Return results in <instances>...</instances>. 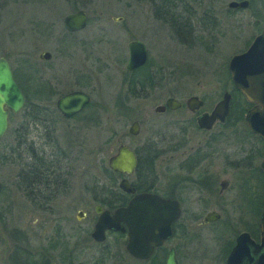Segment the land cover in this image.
<instances>
[{"label": "rangeland", "instance_id": "374dc122", "mask_svg": "<svg viewBox=\"0 0 264 264\" xmlns=\"http://www.w3.org/2000/svg\"><path fill=\"white\" fill-rule=\"evenodd\" d=\"M230 1L241 0H202L199 11L204 15L203 28L212 35L208 36L207 31L204 35L200 31L198 35L182 36L179 33L181 30L174 34L169 23L159 15L157 7L161 3L158 2L13 0L3 14V22L7 21V25L18 23L22 27L21 39L13 40L12 45L24 48L12 50L7 55L13 68H19L26 57L29 65H35L37 55L47 51L51 59L43 64L40 76L50 81L56 95L46 96V103L53 105L57 94L71 90L86 92L90 103L83 115L88 118L87 126L80 125L76 120L65 122L56 119L54 122L52 137L61 149L71 146L72 154L66 162L70 167L67 178L70 190L49 204L40 207L23 195L16 177L20 167L4 162L8 152L4 143L7 144L9 133L0 142V264H17L21 258H28L29 264H63L61 258L69 254H72L75 263L88 264L101 248L87 238L93 224L94 204L90 208L83 205L86 196L82 188H93L96 182L107 184L109 180L103 174V167L107 158L114 154L118 140L132 147L146 139L152 129H155L154 133L163 132V135L171 130L175 134L176 126L186 130V139L191 145L204 139L201 133L192 129V117L184 108L164 115H155L153 108L166 97H173L183 104L188 97L195 96L203 100V108L199 111L202 112L210 110L223 92L232 91L227 63L231 56L243 52L261 30L264 0H247L245 9L228 10L226 5ZM190 5L196 10L195 3ZM77 10L86 13V27L70 36L64 33L61 21L65 15ZM172 12L175 16L182 14V4H174ZM113 18L119 21H113ZM189 18L193 23L194 19ZM47 23L55 25V30H50L48 34L41 26ZM177 25L180 24L177 22ZM130 40H139L146 45L148 59L145 73L150 71L155 74L149 79L142 72L140 82L148 90L136 100L126 95L122 82L127 55L125 45ZM0 43H3L1 37ZM18 79L22 80L20 75ZM29 99L36 102L37 97L30 94ZM237 101L241 113L245 106L240 99ZM134 120L139 123V133L136 137H127L126 129ZM227 123L234 125L233 129H228L236 135V143L247 141L259 147L256 137L245 134L244 122L238 119L235 110ZM191 204H188L190 207L184 211L180 223H191L193 218L205 213L203 208ZM80 208L88 212V216L76 221L74 216ZM237 213L226 208L222 219L233 221L238 217ZM83 229H86L85 233H82ZM83 237L88 242L83 241ZM203 239L206 242L198 243L202 248L198 251L207 252L212 258L209 263L217 264V245L213 236ZM107 241L112 245L113 237L109 236ZM194 241L191 235L187 241L179 240L180 251H194L193 248L197 247ZM186 245L190 246L189 250L185 249Z\"/></svg>", "mask_w": 264, "mask_h": 264}, {"label": "flooded vegetation", "instance_id": "af4514ba", "mask_svg": "<svg viewBox=\"0 0 264 264\" xmlns=\"http://www.w3.org/2000/svg\"><path fill=\"white\" fill-rule=\"evenodd\" d=\"M146 1L149 3H161L157 7L159 9V15H162L164 21L169 23L171 31L175 32L174 34L178 30H181L179 33L182 36L198 35L200 31L205 35V31L207 30L203 28L204 15L203 12L200 13L199 11L202 0ZM12 2L13 0H0V34H2L0 37L3 40V43H0V52H5L0 54V60L4 61L8 66L11 78L23 97V103L21 108L15 113L8 110L5 106L3 107L7 111L6 129L0 138V142L9 133L7 144L4 143V146L8 148L7 155L5 156L6 161L4 162L16 164L20 167L17 175H21L25 188L19 189L28 201L42 207L44 204H49L57 196L67 194L68 190H70L67 187L70 167L68 168L66 162L70 160L72 154L70 151L71 146L61 149L58 141L52 137L54 122L56 119L65 122H73L76 120L80 125L87 126L88 118L83 115L90 103V96L81 90H71L63 94H57L58 97L55 99L53 105L46 103V96L56 95L54 92L55 89L50 85V81L44 80L40 76V69L44 67L43 64L49 62L51 59V55L47 51H42L49 54L47 60H39L37 55L38 61H36L35 65H29L30 62L26 57L22 60L19 68H13L7 55L12 50H23L24 48L18 45L13 47L12 45L13 40L17 41L21 39L23 33L22 27H19L18 23L7 25V21L3 22V14ZM191 2L196 4V10L190 5ZM176 3L182 4V14L177 13L179 17L175 16L172 12L173 6ZM227 9L232 10L228 7ZM189 16L194 19L193 23L190 21ZM176 17H178L177 21ZM206 17L214 19L209 15ZM177 22L180 25H177ZM41 26L42 29L46 30L47 34L50 30H55L54 23L42 24ZM63 31L67 35L72 36L82 30L79 32H67L63 29ZM207 35L210 36L212 34L207 31ZM139 42L143 43L142 41ZM127 44L128 42L125 47ZM143 45L146 56L144 64L131 71L126 70L125 65L128 61V51L126 48L127 55L122 71V82L126 88V95L134 100L142 98L141 96H144L148 90L140 82L142 72L149 79L155 77L154 72L147 71L145 73L148 52L146 45L144 43ZM18 75H20L22 80L18 79ZM71 92H81L88 96V103L78 113L64 117L57 110L56 101ZM230 92H228L230 94L228 116L223 123L215 120L208 129L199 128L196 119L202 114H210L214 106L210 110L199 112L203 108L204 103L198 97L202 102V106L195 111H190L186 108L184 105L185 101L182 104L173 97H166L161 104L155 106H163L169 98L180 103V107L176 110L165 108L162 112L156 113L153 111V113L155 115H164L184 108L192 117V129L201 133L204 137L203 140H198L193 145L186 139V130L180 126H176L175 134L171 130L163 135V132L156 131L154 133L155 129H152L146 139L132 147L124 145L118 140L116 147L122 144L134 155L135 166L132 172L129 174L112 172L108 168L106 160V166L103 167V174L109 180L107 184H99L96 182L93 188L86 186L82 188V192L86 196V203L83 205L90 208L94 204L92 206L94 214L93 224L90 232L87 233V238L90 242L94 243V246L101 248L96 256L90 259L88 264H165L168 252L171 249L173 250L176 264H205V262L210 264L209 261L212 258H210L207 252L198 251L202 249L199 248L198 243L206 242L203 239L205 236H213V242L217 245L215 247V250L217 249L216 258L214 257L217 260L216 263L226 264L229 253L237 246L238 239L242 235L247 236L248 244L250 245L248 247L251 262L248 263L244 259L240 261V264H254L258 256V252H254V248H262L259 219L264 207V171L260 168V163L264 157V142L246 126L244 117L247 110L252 106L248 104L249 106L244 110L241 119L244 122L243 130L245 134L256 137L259 147L253 146L251 142L247 141L236 143V135L231 133L230 130L234 128V125L227 123L231 114ZM30 94L37 97L36 102L30 101ZM132 122L137 123L138 131L135 136H131L127 134V128V137H136L139 133V123L135 120ZM229 127L230 129H228ZM232 131L234 132V130ZM230 147L231 151L229 150ZM121 180H125L128 186L133 189L132 194L123 192L118 188V183ZM230 192H232L231 195H229ZM141 194L155 195L163 200L176 204L179 214L177 219L170 225V236L162 241L159 246H153L150 255L145 259L132 257L126 252L127 231L123 223H119V225L124 229V232L105 230L103 232L104 239L101 242L93 240L91 233L99 216L95 212V207H99L100 212L107 211L112 215L114 210L125 207L134 196ZM114 201H119V203L112 206L108 205V203ZM189 203H192L191 205H195V207L203 208L205 213L200 217L193 218L191 223H180L184 211H187L190 207V205L188 206ZM226 208L237 211L238 217L234 218L233 221H224L222 219V212ZM211 214H216L218 218L213 220L207 219ZM87 216L88 212L80 208L76 211L74 217L76 221H81ZM85 232L86 229H83L82 233ZM190 235L195 238L194 243L195 245L197 244V247L193 248L194 251L181 252L179 240L186 239L187 241ZM73 236L75 237V235ZM109 236L113 237L114 241L112 245L108 244L107 239ZM198 238L201 241H198ZM88 240L86 237H83V241L88 242ZM188 248L190 246L186 245L185 249L189 250ZM73 259L72 254L65 255L61 258L64 262L63 264H67L68 262L77 264ZM17 264H29L28 258H21L17 261ZM46 264H49V262Z\"/></svg>", "mask_w": 264, "mask_h": 264}, {"label": "water", "instance_id": "95a60500", "mask_svg": "<svg viewBox=\"0 0 264 264\" xmlns=\"http://www.w3.org/2000/svg\"><path fill=\"white\" fill-rule=\"evenodd\" d=\"M63 2L73 3L76 0H62ZM248 1H230L227 4L229 9H245ZM86 13L77 10L62 18V28L67 32H79L86 26ZM119 21V19H113ZM128 61L125 69L131 71L145 62V47L139 41H130L127 46ZM49 54L41 52L38 54L39 60H47ZM227 71L230 75L232 86L240 92L246 103L252 106L247 110L244 121L247 128L260 137L264 142V21L260 32L253 38L247 48L238 54L230 57L227 63ZM230 94L224 92L221 99L214 105L210 114H202L196 119L199 128L208 129L215 120L223 123L229 113ZM23 103L20 90L11 78L8 66L0 60V138L6 129L7 111L5 106L12 112H17ZM88 103V96L81 92H71L62 96L56 101V108L64 117H69L78 113L84 105ZM185 107L190 111H195L202 106V102L197 97H189L185 100ZM180 103L174 99H167L163 106H157L154 112H162L165 108L176 110ZM138 131L136 122H132L127 134L135 136ZM108 168L118 174H129L135 166L133 153L120 144L115 148L113 155L107 159ZM260 168L264 171V157L260 163ZM118 188L128 194L133 193L125 180L118 183ZM95 212L99 214L93 227L91 237L96 242L104 239L105 230L124 232L119 225L123 223L127 231V244L125 250L132 257L147 258L153 246H159L168 236H170V225L178 217V209L174 202L163 200L155 195L141 194L134 196L123 208L114 210L110 215L107 211L100 212L99 207H95ZM216 214H211L207 219H217ZM260 239L261 247L255 249L258 256L254 264H264V207L260 216ZM248 239L246 235L240 236L237 246L229 253L226 264H240L246 259L251 262L249 256ZM262 250V251H261ZM67 264H72L68 262ZM165 264H176L173 250L168 252Z\"/></svg>", "mask_w": 264, "mask_h": 264}, {"label": "trees", "instance_id": "16d2710c", "mask_svg": "<svg viewBox=\"0 0 264 264\" xmlns=\"http://www.w3.org/2000/svg\"><path fill=\"white\" fill-rule=\"evenodd\" d=\"M141 97H143V96H141ZM238 99H240L241 102L244 104L243 106H245V107L249 106L248 103H246L245 100H243V97L240 94V92L233 88L231 91V102H230L231 113L234 112V110H235L238 113V119L241 120L242 115H243L244 110H245V107L243 108V111L241 113L238 112V109H241L240 106L238 105L239 104V102L237 101ZM17 178H18V187L20 189L25 188L23 183H22V178H21L20 174L17 175ZM117 203H119V201L110 202V203H108V205L112 206V205H115Z\"/></svg>", "mask_w": 264, "mask_h": 264}]
</instances>
